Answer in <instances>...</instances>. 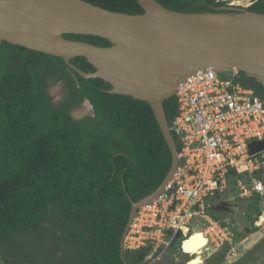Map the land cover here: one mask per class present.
<instances>
[{
    "label": "trees",
    "instance_id": "trees-1",
    "mask_svg": "<svg viewBox=\"0 0 264 264\" xmlns=\"http://www.w3.org/2000/svg\"><path fill=\"white\" fill-rule=\"evenodd\" d=\"M114 12L142 14L136 0H84ZM180 13L214 12L221 0H157ZM264 14V0L246 8ZM101 47L103 38L64 35ZM71 63L95 69L83 57ZM235 81L264 99L253 78ZM62 83L65 96L52 103L49 89ZM101 79L85 80L61 58L2 42L0 48V261L3 264H124L119 243L135 202L153 193L172 162L150 106L130 96L109 94ZM87 101L92 114L75 120L70 112ZM171 125L177 100L163 102ZM175 139L178 152L181 149ZM242 175L226 174L229 187ZM124 184V187H123ZM253 225L261 214L250 198ZM213 219L217 215L209 210ZM252 232L255 228H252ZM190 235L178 238L180 250ZM238 236L234 235V241ZM225 246L223 250H227ZM264 252V236L252 251ZM181 251V250H180ZM223 252L219 256H223ZM148 249L125 251L128 264H145ZM186 260L189 256L185 255ZM206 264H217L207 262Z\"/></svg>",
    "mask_w": 264,
    "mask_h": 264
},
{
    "label": "water",
    "instance_id": "water-1",
    "mask_svg": "<svg viewBox=\"0 0 264 264\" xmlns=\"http://www.w3.org/2000/svg\"><path fill=\"white\" fill-rule=\"evenodd\" d=\"M136 1L142 14L114 12L84 0H0V48L6 42L61 58L83 79L108 83L107 93L130 96L151 108L172 162L153 193L137 202L129 198L131 208L119 243L124 264L128 263L123 240L136 210L158 198L178 165L163 102L175 96L186 79L208 70L242 72L264 90V14L236 6L180 13L157 0ZM67 34L97 36L110 46L66 39ZM77 57L85 58L95 70L85 72L73 65L71 60ZM261 148L264 143H251L250 154ZM237 209L223 201L212 211L233 217Z\"/></svg>",
    "mask_w": 264,
    "mask_h": 264
},
{
    "label": "built area",
    "instance_id": "built-area-1",
    "mask_svg": "<svg viewBox=\"0 0 264 264\" xmlns=\"http://www.w3.org/2000/svg\"><path fill=\"white\" fill-rule=\"evenodd\" d=\"M237 74L208 70L177 89V114L169 125L181 146L177 168L158 198L136 210L123 240L125 251L148 249L145 264L158 261L178 238L196 230L207 247L228 246L226 256L234 258L229 218L209 214L228 188L240 199L257 196L261 214L254 225L264 228V148L254 154L249 149L253 142L264 143V99L237 83ZM228 171L243 178L229 187Z\"/></svg>",
    "mask_w": 264,
    "mask_h": 264
},
{
    "label": "rangeland",
    "instance_id": "rangeland-1",
    "mask_svg": "<svg viewBox=\"0 0 264 264\" xmlns=\"http://www.w3.org/2000/svg\"><path fill=\"white\" fill-rule=\"evenodd\" d=\"M225 1L230 5H234L236 7L247 8L256 0H221ZM49 92L54 101H59L64 95V89L62 84L57 83L50 87ZM71 114L76 118H82L87 115L92 114V108L88 102H83L82 105L78 108H75L71 111ZM237 192L232 188H228L225 193L222 195V200L226 202H230L234 205H237V213L235 216H227L224 214L216 213L218 219L220 218H229L230 223L232 225L233 234L238 236L236 241L233 240L234 247L236 248L237 255L234 258H227L226 251L223 250L225 246L218 247V249L212 248V246H208L204 249L202 257L203 264L207 262L217 263V264H264V252L261 250L252 251L255 242L263 235L264 236V228L262 227L260 230L255 227V225L251 224L248 221V217L253 216L252 207L250 205V198L240 199L237 197ZM245 222L244 225L241 222ZM252 228H255V231H251ZM200 231L201 230H197ZM258 232V233H256ZM256 233V234H255ZM259 242V241H257ZM255 243V244H254ZM254 244V245H253ZM214 250V252H212ZM223 252V256L220 259L221 252ZM180 250L171 249L169 253L160 258L158 261L152 264H183L186 260L185 256L180 255ZM188 256V255H187ZM0 264H3L0 261Z\"/></svg>",
    "mask_w": 264,
    "mask_h": 264
},
{
    "label": "bare ground",
    "instance_id": "bare-ground-1",
    "mask_svg": "<svg viewBox=\"0 0 264 264\" xmlns=\"http://www.w3.org/2000/svg\"><path fill=\"white\" fill-rule=\"evenodd\" d=\"M256 226L260 228L259 222ZM207 247V239L200 231H193L190 236L182 242L181 252L189 256L185 264H203L201 255Z\"/></svg>",
    "mask_w": 264,
    "mask_h": 264
},
{
    "label": "flooded vegetation",
    "instance_id": "flooded-vegetation-1",
    "mask_svg": "<svg viewBox=\"0 0 264 264\" xmlns=\"http://www.w3.org/2000/svg\"><path fill=\"white\" fill-rule=\"evenodd\" d=\"M229 6H234L233 4L232 5H230V4H226V5H224V6H222V7H229ZM218 8H220V7H218ZM217 9V8H216ZM60 84H62V83H60ZM62 87H63V84H62ZM63 89H64V87H63ZM49 94H50V92H49ZM65 94H66V91L64 90V95H63V97L65 96ZM50 96H51V94H50ZM62 97V98H63ZM51 98H52V96H51ZM61 98V99H62ZM61 99L59 100V101H61ZM59 101H54L53 99H52V103H54V104H56V103H58ZM82 105V104H81ZM70 115H71V117L74 119V117L72 116V114H71V112H70ZM84 117H86V116H84ZM84 117H82V118H84ZM82 118H80V119H82ZM80 119H75V120H80ZM161 264V263H160Z\"/></svg>",
    "mask_w": 264,
    "mask_h": 264
},
{
    "label": "crops",
    "instance_id": "crops-1",
    "mask_svg": "<svg viewBox=\"0 0 264 264\" xmlns=\"http://www.w3.org/2000/svg\"><path fill=\"white\" fill-rule=\"evenodd\" d=\"M256 233H258V232H256ZM256 233H255V234H256ZM262 237H263V235H262L257 241H259ZM257 241H256L255 243H257ZM255 243H254V244H255ZM254 244H253V245H254Z\"/></svg>",
    "mask_w": 264,
    "mask_h": 264
}]
</instances>
